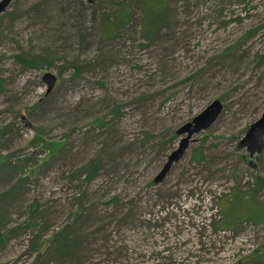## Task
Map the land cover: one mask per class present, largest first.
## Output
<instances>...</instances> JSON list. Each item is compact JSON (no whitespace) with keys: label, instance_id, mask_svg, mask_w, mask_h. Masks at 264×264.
Segmentation results:
<instances>
[{"label":"rangeland","instance_id":"obj_1","mask_svg":"<svg viewBox=\"0 0 264 264\" xmlns=\"http://www.w3.org/2000/svg\"><path fill=\"white\" fill-rule=\"evenodd\" d=\"M146 2L0 15V264H264V148L237 149L264 112V0Z\"/></svg>","mask_w":264,"mask_h":264},{"label":"water","instance_id":"obj_2","mask_svg":"<svg viewBox=\"0 0 264 264\" xmlns=\"http://www.w3.org/2000/svg\"><path fill=\"white\" fill-rule=\"evenodd\" d=\"M12 0H1L0 1V15L6 10L8 5ZM97 0H88V3L94 4ZM43 81L46 83L48 94L56 82V78L47 73L43 77ZM223 110V106L219 101H213L209 106H207L199 115L194 117L190 122L181 126L177 131V136H184L179 146L170 153L167 161L163 165L160 172L153 179L155 184L160 183L171 166L179 161L183 156L184 152L188 148L189 142L192 136L198 134L206 129H208L220 116ZM264 148V112L261 117L253 124L249 125L244 137L239 141L237 149H245L247 155L244 157L245 161H248L250 166H254L253 159L259 160V156Z\"/></svg>","mask_w":264,"mask_h":264},{"label":"trees","instance_id":"obj_3","mask_svg":"<svg viewBox=\"0 0 264 264\" xmlns=\"http://www.w3.org/2000/svg\"><path fill=\"white\" fill-rule=\"evenodd\" d=\"M144 1H147L146 4H150V3H152V2L155 3L156 0H155V1L144 0ZM157 1H158V0H157ZM159 2H160V1H159ZM117 16H118V15H117ZM145 16H146L145 20H148V21H149V19H150V14L146 12V15H145ZM115 18H116V20L119 22L120 19H118V18H121V17L118 16V17H115ZM103 26H104V24H103ZM104 28L109 29V26H104ZM145 28H146V31H148V27H145ZM148 32H149L150 34L153 33V32H151V30H149ZM21 62H22L24 65L31 66V67L37 65V62H34V60H32V59H31V60H23V61H21ZM196 160H197V161H200L199 158H197ZM263 221H264V219L261 221V223H262ZM222 222H223V221H222ZM225 228H226V226H225Z\"/></svg>","mask_w":264,"mask_h":264}]
</instances>
